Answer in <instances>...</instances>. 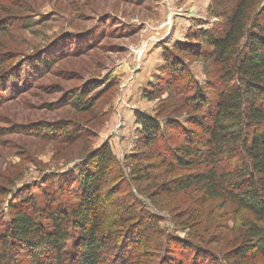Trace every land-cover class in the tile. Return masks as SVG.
<instances>
[{
	"label": "trees",
	"instance_id": "trees-1",
	"mask_svg": "<svg viewBox=\"0 0 264 264\" xmlns=\"http://www.w3.org/2000/svg\"><path fill=\"white\" fill-rule=\"evenodd\" d=\"M142 1L136 3H145ZM18 6L26 10L24 5ZM206 13L221 23L204 28L202 19H192L199 23L186 30L183 40L159 43L157 75L164 85L148 82L141 92L147 102L166 94L173 115L177 106L188 112L184 117L160 120L161 115L137 110L134 118L144 148L165 147L168 158L161 166L168 173H183L163 184L162 193L196 189L202 203L219 200L252 216L245 225L242 244L228 258V262L241 264L256 254L264 256V0H210ZM14 18L0 20V37L31 29L27 19ZM89 36L83 40L92 48L94 41ZM74 48V43L58 37L43 53L24 55L18 62L11 50L1 52L0 99L25 91L40 72L47 73L61 58L80 55ZM185 56L210 63L217 70V81L202 87ZM68 104L79 111L93 109L81 95H72ZM14 130L44 140L73 141L71 135H61L63 125L37 123ZM172 137L180 139L175 148L166 146ZM138 170L145 176L142 168ZM119 171L116 156L104 143L80 160L73 172L57 175L54 195H44L42 201L34 193L14 195L0 233V264H113L111 257L114 264H130L131 260L139 264L143 250L145 254V249L160 251L155 221L140 209L130 208L133 203H116L111 182ZM158 234L167 246L184 254V263L176 253L177 259L168 264H203L208 256L209 264H220L208 250L204 253L183 239L172 242ZM136 251H141L138 257L133 255ZM19 252L26 259L15 262L10 256ZM119 257L122 259L116 261Z\"/></svg>",
	"mask_w": 264,
	"mask_h": 264
},
{
	"label": "rangeland",
	"instance_id": "rangeland-1",
	"mask_svg": "<svg viewBox=\"0 0 264 264\" xmlns=\"http://www.w3.org/2000/svg\"><path fill=\"white\" fill-rule=\"evenodd\" d=\"M136 1L0 0V20L13 16L32 23L30 30L17 32L10 38L0 37L1 44H5H0V53L11 50L18 62L28 55L43 53L58 37H65L74 43L75 51H81L80 55L61 58L47 73L40 72L25 91L0 99V233L4 230L3 223L8 221V205L14 195L34 193L40 201L44 200V195L51 194L57 175L73 172L88 153L107 143L120 169L111 182L116 203H133L130 208L140 209L152 218L158 233L167 241L183 239L204 253L208 250L206 253L220 264H233L228 258L242 244L245 225L253 220L252 216L219 200L202 203L196 189L178 194L162 193L163 184L183 173H168L161 166L164 158H168L165 147L144 148L138 141L134 118L137 110L161 115L160 120L167 116H185L188 110L179 106L177 113L172 114L166 94L153 102L141 98L148 82L164 85L154 68L161 52L158 44L183 40L186 30L199 23L192 19H202L204 28L221 23V19L207 15L204 0H145L143 4ZM9 9L11 14L6 13ZM85 35L94 41L92 48L83 40ZM184 58L202 87L206 88L208 81H217V70L210 63ZM72 95H81L82 101H88L93 109L88 112L74 109L68 104ZM37 123L63 125L66 131L70 128L60 134L71 135L73 141L68 144L60 139L44 140L13 132L20 125ZM179 143V138L172 137L166 146L175 148ZM160 151L163 154L159 155ZM138 168L143 169L145 176H140ZM158 233L162 249H145L146 254L143 250L139 264H168L177 259L176 253L183 262L184 254L174 250V246H167ZM140 252L133 255L138 257ZM10 257L15 262L26 259L22 252ZM111 260L114 264L115 258ZM209 261L210 256L203 264ZM241 264H264V256L256 254Z\"/></svg>",
	"mask_w": 264,
	"mask_h": 264
},
{
	"label": "crops",
	"instance_id": "crops-1",
	"mask_svg": "<svg viewBox=\"0 0 264 264\" xmlns=\"http://www.w3.org/2000/svg\"><path fill=\"white\" fill-rule=\"evenodd\" d=\"M207 1H208V3H207ZM204 3H205V5H206V9H207V6L209 5V0H204ZM204 5V6H205ZM158 51V50H157ZM159 54V53H158ZM153 55H154V53H153ZM157 58V57H156ZM159 58H160V55H158V60L156 61V63H155V65H154V68H156L157 69V67L159 66V64H160V60H159Z\"/></svg>",
	"mask_w": 264,
	"mask_h": 264
}]
</instances>
